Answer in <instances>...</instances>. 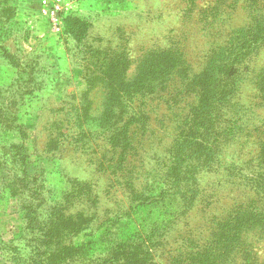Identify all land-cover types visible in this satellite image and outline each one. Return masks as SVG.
I'll use <instances>...</instances> for the list:
<instances>
[{"label": "rangeland", "instance_id": "1", "mask_svg": "<svg viewBox=\"0 0 264 264\" xmlns=\"http://www.w3.org/2000/svg\"><path fill=\"white\" fill-rule=\"evenodd\" d=\"M7 5L12 19L0 28V264H249L246 245L253 264H264V234L254 227L262 221L242 227L245 216L264 215L260 160L249 158L264 129V42L228 56L235 91L214 107L212 147L204 149L210 156L202 151L204 165L190 184L195 199L171 181L170 168L172 143L197 103L195 77L239 26L262 25L264 0ZM157 47L178 49L180 71L130 103L132 120L145 118L117 128L129 113L113 110L108 80L92 72L112 63L130 79ZM232 224L243 230L241 241L212 244Z\"/></svg>", "mask_w": 264, "mask_h": 264}, {"label": "trees", "instance_id": "2", "mask_svg": "<svg viewBox=\"0 0 264 264\" xmlns=\"http://www.w3.org/2000/svg\"><path fill=\"white\" fill-rule=\"evenodd\" d=\"M234 1L236 0H233V2ZM240 1L241 0H239V2ZM190 4L193 5V0H190ZM229 4H232V2L227 3L226 5ZM231 6L234 7L233 5ZM12 14V9L7 5V0H0V28L5 26L6 22H11ZM73 25L74 23L70 24L72 28L71 30H73ZM239 27L240 29H238L232 37L230 46L228 48H226V46L216 49L212 53L213 61L195 77L197 81L196 85H193L197 88L199 87L197 103L191 107L192 109L189 111V116L183 123L184 125L181 133L178 134L172 143L170 164V168L172 169L171 181L186 185V187L182 189V192L189 193L194 199L198 195V190L192 189L190 184L194 183V169L200 165H204L200 161L201 156H203L202 151H204V149L210 151L208 145L212 147V143L210 142H212L211 140L213 136L211 135L213 133L211 123L215 119L213 114L214 107L217 103H225L226 99H229L235 91V81L231 75L233 69L232 62L229 61L228 56L229 54H233L234 57L238 58L239 55L248 52L250 49L249 44L251 42H254L255 44L264 42V22L262 25L258 24L257 26L249 25ZM180 58L181 53L177 48H150L143 55V58L138 65L137 74L130 78L131 80L126 79L125 77L126 68H119L116 64L109 63L108 65L103 66V68L98 67L97 71L93 70V76L91 78L105 76L103 79L108 80L104 89L107 91L106 96H109V102L112 104L113 110L117 108L118 112L114 111L120 116L129 113L127 114V117L131 120L123 122L122 126H118L117 128L130 126L133 124L131 123L132 121L135 123V121L145 118L146 114H141L138 116V119L132 120L135 111L131 109L132 107L130 103L136 98H145L146 95L148 96L149 93L153 91L157 83L167 80L166 77H169V74L173 71H180V69H175L179 65ZM235 61L237 62L236 59ZM258 84L261 95L264 96V75H260ZM92 90L93 88L87 89L88 92ZM126 98H128L127 105L125 103ZM124 108L125 110H123ZM138 122L143 124L142 121ZM263 126L264 123L260 128ZM124 138L125 136L122 135V139ZM256 138L257 141H255L258 144L256 150L257 153L253 155L251 154L252 156L250 155L249 158L252 159L255 157L258 161L260 160V164L257 163V165L261 167V170L257 173L256 178H258L260 182H264V129L259 131V135H257ZM121 146L122 148L128 147L126 144H122ZM203 153L210 156L209 152L204 151ZM201 198L202 197L199 199ZM242 220V227L254 224V222L262 221L259 226L254 225V227L257 226L256 228L258 229L259 235L264 234V215H247ZM237 227V224H232L229 228L228 225L227 228H220V235H214L215 240L212 241V244H223V242L226 241L231 244L232 242L237 243L241 241L243 238V230L239 232V228ZM231 231L234 232L232 235L229 233ZM227 233L229 239H227L226 236V239L224 238V234ZM216 247H218V245ZM243 247L248 254L247 263L253 264L255 258L250 255L251 252L247 248L248 245ZM228 248L229 246H226L224 249Z\"/></svg>", "mask_w": 264, "mask_h": 264}, {"label": "built area", "instance_id": "3", "mask_svg": "<svg viewBox=\"0 0 264 264\" xmlns=\"http://www.w3.org/2000/svg\"><path fill=\"white\" fill-rule=\"evenodd\" d=\"M42 11L44 12V11H46V9H42Z\"/></svg>", "mask_w": 264, "mask_h": 264}]
</instances>
